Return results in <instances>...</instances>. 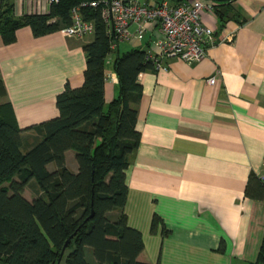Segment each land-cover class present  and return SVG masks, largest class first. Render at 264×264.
<instances>
[{
    "label": "crops",
    "instance_id": "0c3cea01",
    "mask_svg": "<svg viewBox=\"0 0 264 264\" xmlns=\"http://www.w3.org/2000/svg\"><path fill=\"white\" fill-rule=\"evenodd\" d=\"M14 2L16 15L30 13L32 0ZM224 3L233 14L226 22L217 12L201 16L213 30L201 60L170 58L166 68L137 77L140 140L128 156L123 210L127 224L142 234L137 257L142 262L258 261L264 193L256 195V185L248 195L246 184L250 173L264 176V0ZM156 36L150 24L141 39L118 42L105 57L104 74L110 76L104 80V111L118 95L113 57L133 49L155 51ZM92 39L93 34L66 37L58 31L35 37L28 26L16 30L12 43L0 36V117L19 129L57 117L56 96L66 85L77 88L84 81L83 45ZM64 156L66 167L76 172L75 151ZM154 214L163 225L151 232Z\"/></svg>",
    "mask_w": 264,
    "mask_h": 264
},
{
    "label": "trees",
    "instance_id": "16d2710c",
    "mask_svg": "<svg viewBox=\"0 0 264 264\" xmlns=\"http://www.w3.org/2000/svg\"><path fill=\"white\" fill-rule=\"evenodd\" d=\"M91 1L95 0H58L47 13L16 15L14 0H0L4 43H12L16 30L24 26L35 37L57 32L70 23V10L82 3L83 18L94 24L92 41L83 45L84 81L77 88L66 85L56 96L57 117L24 129L0 117V264H149L137 258L144 247L142 234L127 224L123 208L128 156L140 140L135 128L141 93L137 77L154 65L140 49L117 53L112 68L118 95L103 110L110 39L100 6H90ZM170 1L175 5L183 0ZM3 91L0 80V95ZM69 149L75 151L76 172L65 165ZM49 163L54 170L47 168ZM256 185V195L261 196V175L250 173L246 194L251 195ZM26 187L35 194L32 200L23 195ZM117 210L110 219L108 213ZM158 225L163 222L154 214L150 231ZM260 262L264 239L254 264Z\"/></svg>",
    "mask_w": 264,
    "mask_h": 264
},
{
    "label": "built area",
    "instance_id": "2783aa9c",
    "mask_svg": "<svg viewBox=\"0 0 264 264\" xmlns=\"http://www.w3.org/2000/svg\"><path fill=\"white\" fill-rule=\"evenodd\" d=\"M57 1L47 0L46 5L40 6L38 0H32L31 9L33 13H47L50 5ZM84 5L70 10V23L59 28L60 34L81 38L94 33L93 22L82 16L81 6ZM89 5L100 6L110 39L107 57L116 43L141 39L150 24L156 27L157 36L152 42L155 51H147L145 58L151 60L155 68H166V61L175 57L187 63L197 62L205 56L206 46L213 43V30L201 21V16L206 12H217L215 1L183 0L173 5L164 0L151 4L147 0H95ZM109 76L104 75V80ZM207 81L213 84L214 76ZM261 179L264 182V176Z\"/></svg>",
    "mask_w": 264,
    "mask_h": 264
},
{
    "label": "water",
    "instance_id": "95a60500",
    "mask_svg": "<svg viewBox=\"0 0 264 264\" xmlns=\"http://www.w3.org/2000/svg\"><path fill=\"white\" fill-rule=\"evenodd\" d=\"M217 3V14H219V16L223 19L224 22H226L228 20V18L233 17L232 12H227L228 7L226 6V4L224 3L226 0H213ZM68 240L65 242V244L62 247V250L60 252V255H62L66 245H67Z\"/></svg>",
    "mask_w": 264,
    "mask_h": 264
},
{
    "label": "rangeland",
    "instance_id": "374dc122",
    "mask_svg": "<svg viewBox=\"0 0 264 264\" xmlns=\"http://www.w3.org/2000/svg\"><path fill=\"white\" fill-rule=\"evenodd\" d=\"M30 12L33 13V10L31 9ZM105 64H107V63H105ZM23 194H24V196H25L27 199H32L33 197H35L34 192H33L31 189H29L28 187H26V188L24 189ZM118 213H119L118 210H117V211H111V212L108 213V216H109L110 219H113V218H115L114 216H116ZM86 253H87V258H88V260H89V261H93V256H92V254H91V250H90V249H86Z\"/></svg>",
    "mask_w": 264,
    "mask_h": 264
}]
</instances>
